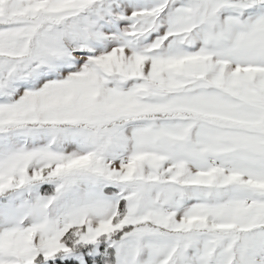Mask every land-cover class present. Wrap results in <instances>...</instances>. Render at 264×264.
<instances>
[{"label":"snow or ice","instance_id":"obj_1","mask_svg":"<svg viewBox=\"0 0 264 264\" xmlns=\"http://www.w3.org/2000/svg\"><path fill=\"white\" fill-rule=\"evenodd\" d=\"M0 264H264V0H0Z\"/></svg>","mask_w":264,"mask_h":264}]
</instances>
